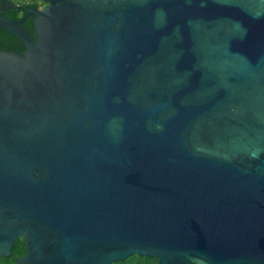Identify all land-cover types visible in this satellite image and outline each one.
Here are the masks:
<instances>
[{
	"label": "water",
	"instance_id": "95a60500",
	"mask_svg": "<svg viewBox=\"0 0 264 264\" xmlns=\"http://www.w3.org/2000/svg\"><path fill=\"white\" fill-rule=\"evenodd\" d=\"M40 1L0 11V254L264 264V0Z\"/></svg>",
	"mask_w": 264,
	"mask_h": 264
},
{
	"label": "flooded vegetation",
	"instance_id": "af4514ba",
	"mask_svg": "<svg viewBox=\"0 0 264 264\" xmlns=\"http://www.w3.org/2000/svg\"><path fill=\"white\" fill-rule=\"evenodd\" d=\"M44 5L43 2L40 1V4L34 6L40 9ZM20 6V8H19ZM27 5L20 3H13L10 0H0V11L4 13V15L18 19L25 11V7ZM31 6V5H28ZM33 14L27 16L25 20L21 22V24L33 35L34 37V28L31 23V16ZM2 28V27H1ZM0 47L10 51H16L18 53H23L25 51V43L18 36L11 34L5 36V34L0 29Z\"/></svg>",
	"mask_w": 264,
	"mask_h": 264
},
{
	"label": "trees",
	"instance_id": "16d2710c",
	"mask_svg": "<svg viewBox=\"0 0 264 264\" xmlns=\"http://www.w3.org/2000/svg\"><path fill=\"white\" fill-rule=\"evenodd\" d=\"M13 3H22L24 5H31V6H36L38 3L40 4V0H10ZM26 6V7H27ZM2 32L5 34V36L10 35L12 33L8 32L7 30L3 29L0 27ZM25 240L24 238L20 235L18 236L13 245H12V250L9 254L7 255H2L0 254V264H13L15 257L17 255H20L24 252L25 247ZM112 264H158L157 263V258L153 255L149 254H137V253H132L130 258L123 262L119 263H112Z\"/></svg>",
	"mask_w": 264,
	"mask_h": 264
}]
</instances>
